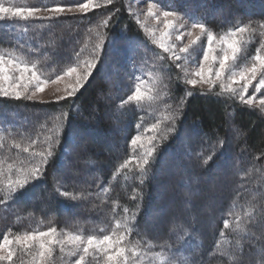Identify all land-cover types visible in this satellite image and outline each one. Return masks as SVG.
Returning a JSON list of instances; mask_svg holds the SVG:
<instances>
[{"label":"trees","instance_id":"16d2710c","mask_svg":"<svg viewBox=\"0 0 264 264\" xmlns=\"http://www.w3.org/2000/svg\"><path fill=\"white\" fill-rule=\"evenodd\" d=\"M152 1L164 10L175 9L186 18L204 22L217 35L254 22L257 32L243 38L244 59H251L264 44L259 29L264 23V0ZM2 2L6 6L43 8L57 4L74 7L85 0ZM129 6L130 0H113L86 16L63 14L51 21L30 20L14 27L9 21H0V54L25 62L46 60L40 67L42 77L47 79L91 60L94 46L100 43L97 33H108L105 51L109 37L121 45L125 41L135 45L130 54L121 47L122 56L102 55L97 70L74 96L58 102L0 97V136L4 137L0 161L5 170L0 181H6L8 164L14 169L30 166V153L46 149L47 138L54 137L57 129L61 146L67 151L64 155L57 148L54 158L41 165L45 168L43 178L30 182L18 202L0 203V240L4 235L14 239L53 226L62 234L102 236L110 233L115 220L123 215V207L134 209L139 203L136 228L128 240L141 242L147 264L154 259L166 264H264V111L241 103L237 97L218 96L220 90L216 88L208 92L186 86L183 79L176 80L179 70L169 55L147 38L130 15ZM113 13L108 28H104L101 20ZM165 65L172 66L170 73L164 70ZM169 75L173 82L166 94L157 82L162 100L151 106L147 100L139 105L121 104L136 83L145 81L142 87L147 95L157 77L168 82ZM186 87L191 95H186ZM169 115L176 117V131L165 133L167 139L159 142L152 174L143 185L133 178L134 163L129 165L133 172L124 170L114 177L119 164L134 154L128 143L131 137L138 133L145 141L153 135L159 137L162 133H154L151 125L159 121L162 129L171 126ZM13 139L21 144L20 149L12 146ZM221 140L225 142L223 155H219ZM24 147H29V153L23 152ZM209 155L213 160L204 165ZM239 158L245 160L234 170ZM62 172L84 178H65ZM228 173L231 182L216 185L217 177ZM102 188L108 191L100 192ZM173 188L178 198L171 200ZM57 189L80 199L61 197ZM133 189L140 192L137 201L131 198ZM250 192L255 198L249 196ZM217 194L227 196L214 201ZM3 198L0 193V200ZM186 207L188 213L182 212ZM71 216L78 220H71ZM225 220L229 221L228 228H224ZM238 223L245 231L236 228ZM157 227L160 235L153 233ZM225 250L234 254L222 255ZM254 252L259 258H251ZM21 255L18 251L15 264H21ZM22 258L23 264H29L30 256ZM77 258L60 253L57 247L52 264H73ZM88 261L96 264L91 257Z\"/></svg>","mask_w":264,"mask_h":264},{"label":"snow or ice","instance_id":"6c2138e0","mask_svg":"<svg viewBox=\"0 0 264 264\" xmlns=\"http://www.w3.org/2000/svg\"><path fill=\"white\" fill-rule=\"evenodd\" d=\"M113 0H85V2L77 3L73 6H65L61 4L52 7H15L6 6L0 0V21H9L10 26L14 27L18 23H27L30 20H54L58 19L65 12L80 13L87 15L93 9L111 5ZM119 11V10H117ZM43 13V15H40ZM129 13L137 17V24H140L138 13L129 6ZM115 13L109 15L107 18L101 20V25L108 28L110 20H112ZM153 18L163 23V29H150L146 24H141L147 38L150 39L153 45L162 49L164 53H169L168 59L173 62L175 69L179 70L176 80L183 79L186 86L195 88L197 85L204 88L207 85V91L212 90L219 85L220 92L217 95H228L230 97H239L241 103L253 106L254 95H247L249 88H254L255 93H260L264 90V44L256 51V54L251 57L249 63L241 66L237 64L239 53L241 52L244 35L251 37L257 32V28L253 26L254 22L236 26L230 29L223 35H217L210 30L204 22L193 20L175 9L164 10L158 7L157 3H149L145 19ZM100 25H98L99 27ZM187 28V36L190 38L188 44L183 45L177 49L176 41L183 39V33L176 34L179 29ZM199 30L193 37L195 30ZM260 35L264 36V23L259 24ZM100 43L94 46L92 59L87 61L84 65L76 64V66H69L65 71H58L54 79L43 78L41 75L40 65L47 61L37 60L36 62H25L17 57L5 56L0 54V97L10 98L15 100L26 99L34 100L38 92L44 91V86L48 83L59 84L65 81V77L71 79L65 81L63 91L65 96H57V102L61 99L74 96L83 86L86 81L93 75V71L97 70V66L101 61L102 55L105 56H122L124 53L120 51L121 47L127 50L130 54L134 50V42L125 41L121 45L114 39L109 37L106 41L109 46L105 51V37L108 33L100 35ZM173 36L175 39L173 40ZM201 37H206V45L202 46V56L198 62V70L190 72L185 64L176 63L177 61L187 60L189 57V49L196 44ZM34 52H39V49H30ZM77 55H79L77 53ZM163 59V57H160ZM83 69V70H82ZM164 70L169 73L172 71V66L165 65ZM180 73L183 74L181 77ZM256 82L253 84V82ZM157 82L161 88L167 93L170 84L173 82L171 75L168 77V82H164L160 77L156 78L153 86L145 91H142V84L145 81L141 80L135 84V89L132 94L128 95L125 100L121 102L126 105L129 102H135L139 105L142 101L147 100L151 103L162 100L161 90L157 88ZM60 89L57 88V92ZM191 89L186 87V95H191ZM261 111H264V99L259 102ZM171 121V126L161 128V123L158 121L151 125V130L154 133H162L159 137L153 135L145 141L142 134H137L131 137L128 142L133 149V155L124 160L116 168L114 177L118 173L128 170L129 165L134 163L135 172L134 179H139L140 184L143 185L145 180L152 174V167L157 158V149L159 142L167 139L165 133L176 131V117L169 115L167 117ZM13 133L9 132V136ZM4 137L0 136V147H3L2 141ZM46 149L43 151H32L30 153L32 161L30 166H21L14 169L13 164L7 165L6 181H0L4 187H0V193H3V200L0 203L7 201L18 202L17 198L23 196L29 190L30 182H36L43 178L45 168L41 165H47L51 159L54 158L55 152L59 147L62 154L67 155V151L61 146L59 129H57L55 136H49ZM156 141V143H153ZM13 147L21 148V144L13 139ZM221 149L219 155L224 154L225 142L219 141L218 144ZM23 152L29 153V147H24ZM38 158V162H37ZM213 160V156L209 155L203 161L207 165ZM3 161H0V177L5 175L3 168ZM15 172V179L12 178ZM59 182V181H58ZM107 188L100 189V192H107ZM59 196L64 198H71L72 201L80 199L79 196L72 195L67 191H60L57 189ZM99 194V193H98ZM97 194V195H98ZM91 195V194H89ZM132 200L137 201L140 198V192L133 189ZM140 212V204L136 203L134 209L128 207L122 208L123 215L115 220L114 226L110 233L102 236L95 234L83 235L77 233H60L56 227H49L46 231L26 232L22 235H16L14 239H10L8 235H4L0 240V262L6 264H15L14 257L17 256L18 251L22 254L19 259L23 264V255L31 257L29 264H52V257L56 248H59L60 253L68 256H78L73 264H89L88 258L91 257L96 264H142V261L147 255L146 251L141 249V242H131L128 240L129 235L136 228L137 216ZM239 220V217H237ZM175 228V225H173ZM229 227V221H224V228ZM236 228L240 231H245L238 223ZM239 243V241H237ZM15 244L18 247L14 248ZM67 246V247H66ZM151 247V245H147ZM222 255H233L234 252L225 250ZM139 257V259H137ZM172 264V261H169Z\"/></svg>","mask_w":264,"mask_h":264},{"label":"rangeland","instance_id":"374dc122","mask_svg":"<svg viewBox=\"0 0 264 264\" xmlns=\"http://www.w3.org/2000/svg\"><path fill=\"white\" fill-rule=\"evenodd\" d=\"M149 3H153V1L152 0H130V5L132 6L133 10H136L137 13H138V18H139V20L141 22L139 25L141 26V24H146V26L148 28L157 30V35H158L159 34V30L163 29L162 20L161 21H157V20H155V19H153L151 17L145 19V15H146V12H147V6H148ZM64 14H77V13L65 12ZM40 15H43V13H41ZM134 18L137 20L136 16H134ZM142 29H143V27H142ZM187 31H188L187 28H182V29H179V31L176 33V34L183 33V39L181 41H176L177 49L179 47L183 46V45L188 44L190 38L187 36ZM198 32H199L198 29L195 30V33H194L193 37H191V39H195V34L198 33ZM174 39H175V36H173V40ZM243 42H244V39H243ZM204 45H206V37H201L200 40L197 41L196 44L192 45V47L189 49V54H187L189 58L187 60L177 61L176 63L185 64L190 72H194V71L198 70V62H199L200 57L202 56L201 48ZM167 54L170 55L169 53H167ZM64 58L66 59L67 56L65 55ZM250 60L251 59H244V57H242V48H241V52L239 53V59L237 60V64L243 66V65L249 63ZM69 79H71V78L65 77V81H67ZM65 81H61L59 84L48 83L47 85L44 86V91L38 92L36 94V97L34 98V100L35 101H51V100H57V96H65L66 94L63 91V89L65 87ZM255 83L256 82L254 81L253 84H255ZM57 88L60 89L59 92H57ZM195 88H200L201 89V87L199 85H197ZM215 88L220 90L218 84H217V86ZM203 89H207V85H205ZM144 90H145L144 87H142V91H144ZM247 95H254L255 99H254V104L253 105L259 107L260 100L264 99V90H261L260 93H255L254 92V88H249V91L246 94V96ZM237 98L239 99V97H237ZM204 143L206 144L205 141H204ZM243 160H245V159H241V158L236 159L235 160L236 164H235V167H233V169L235 170V168H238V167L242 166L241 163L243 162ZM62 175L65 178H67L68 176H69L68 178H71V177L76 178V179L84 178V177H80L78 175H68V173H65V172H62ZM217 178L218 179L216 181V185H223L224 183L225 184L226 183H230L231 179H232V178H230V173H228L227 176L225 174V176L217 177ZM171 195H172V197L170 198L171 200L178 198V192L175 190V188H173V191L171 190ZM225 196H227V195H223L222 196L220 194H217V195H215L213 197V199H214V201H217V200L221 199V197L225 198ZM249 196L251 198H255L254 197L255 195L252 194L251 192L249 193ZM183 199H185V196L183 197ZM208 202L211 203V200H209ZM187 210H188V207H186L184 210H182V212L183 211L187 212ZM158 215H162V213H159ZM175 215L177 216V214H175ZM70 218H71V220H74V221L78 220V218H76L74 216H71ZM157 228L158 229H156L153 233L160 235V233H162V231H160V227H157ZM262 248H263V245H262ZM235 251H236V249H235ZM255 254H256L255 252L252 253L251 258H254ZM256 257L259 258V256H257V255H256ZM261 257H260V259H262ZM239 258H241V256H239ZM146 261H149V260H146ZM146 261L143 259L142 264H147ZM148 264H166V262L164 260H162V259H160L158 261L156 259H154V260L150 261ZM236 264H238V262H236Z\"/></svg>","mask_w":264,"mask_h":264}]
</instances>
